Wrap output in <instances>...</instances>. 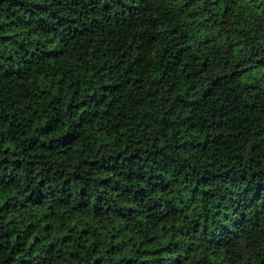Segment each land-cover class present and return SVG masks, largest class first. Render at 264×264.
<instances>
[{"label": "trees", "instance_id": "trees-1", "mask_svg": "<svg viewBox=\"0 0 264 264\" xmlns=\"http://www.w3.org/2000/svg\"><path fill=\"white\" fill-rule=\"evenodd\" d=\"M0 264H264V0H0Z\"/></svg>", "mask_w": 264, "mask_h": 264}]
</instances>
